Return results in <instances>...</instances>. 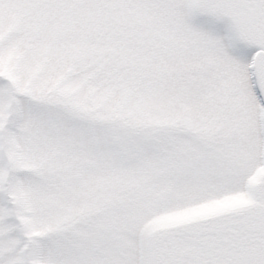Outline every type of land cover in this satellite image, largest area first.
I'll return each mask as SVG.
<instances>
[{
	"label": "snow or ice",
	"instance_id": "1",
	"mask_svg": "<svg viewBox=\"0 0 264 264\" xmlns=\"http://www.w3.org/2000/svg\"><path fill=\"white\" fill-rule=\"evenodd\" d=\"M0 264H264V0H0Z\"/></svg>",
	"mask_w": 264,
	"mask_h": 264
}]
</instances>
